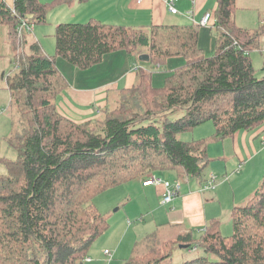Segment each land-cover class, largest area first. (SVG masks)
<instances>
[{
  "label": "trees",
  "instance_id": "obj_1",
  "mask_svg": "<svg viewBox=\"0 0 264 264\" xmlns=\"http://www.w3.org/2000/svg\"><path fill=\"white\" fill-rule=\"evenodd\" d=\"M55 3L0 0V60L5 39L16 66L6 78L15 118L7 142L17 153L15 160L0 158L7 170L0 175V264H82L110 229L94 204L98 194L165 172L205 184L207 141L264 125V77H256L250 58L264 48V19L253 30L239 27L238 0H217L211 57L199 46L200 25L136 29L97 19L57 25L56 56L49 57L34 31L20 35L19 28L26 19L47 26ZM120 50L137 59L148 54L158 67L177 57L185 65L163 87L138 68L134 86L118 91L95 119L77 123L62 115L57 101L68 84L57 59L84 70ZM209 121L215 126L210 139L178 137ZM232 223L230 237L219 220L200 238L189 232L167 239L158 229L136 243L125 264H169L181 245L202 251L183 264H264V181L247 204L233 209Z\"/></svg>",
  "mask_w": 264,
  "mask_h": 264
},
{
  "label": "crops",
  "instance_id": "obj_2",
  "mask_svg": "<svg viewBox=\"0 0 264 264\" xmlns=\"http://www.w3.org/2000/svg\"><path fill=\"white\" fill-rule=\"evenodd\" d=\"M39 1L44 4L57 2L48 13L47 26H36L33 33L49 57L56 56L53 34L56 26L62 23H86L91 19H97L106 24L136 29L163 24L199 25L202 17L209 11L208 0H180L176 3V8L182 16L169 12L167 0H144L142 3H139V0ZM7 2L13 5L14 0ZM216 7L217 3L215 9ZM190 13L194 14L195 21L191 19ZM210 27L212 30V25ZM138 60L127 51L120 50L106 55L101 63L83 70L58 58L57 66L66 78L68 86L58 97L57 109L62 115L77 123L99 117L101 110L115 99L118 91L134 86L138 68L148 70L141 66L142 62ZM179 60L178 64L183 63L181 65L183 67L185 59ZM155 84L159 85V81L156 80ZM214 133L215 131L207 139ZM210 142L218 144L212 147V161L216 162L205 170L206 180L211 175L217 177L213 190H203L204 184L200 181L188 179L184 181L182 192L174 201L169 205H163L166 190L164 185H145V178L131 182L133 186L131 188L138 200L136 209H139L133 217L137 221H143L142 224L137 226L136 234L131 235L134 221L128 220L126 225L125 219L123 220L121 239L116 245L110 246L114 249L110 263L105 254L110 248L103 246L101 249H104V252L100 255L97 254V249H91L88 258L82 264H113L116 257H123L120 252L127 254L132 245L135 247L138 241L158 229L162 231V237L167 239L189 232L200 238L205 228L214 220L221 222V229L225 221L232 223L233 209L247 204L264 181V125L250 131H240L223 141ZM210 151L209 147L208 155ZM217 163H221L222 166L216 167ZM221 176L224 179L218 182ZM141 227H145L144 230H140ZM144 233L147 234L138 240Z\"/></svg>",
  "mask_w": 264,
  "mask_h": 264
},
{
  "label": "rangeland",
  "instance_id": "obj_3",
  "mask_svg": "<svg viewBox=\"0 0 264 264\" xmlns=\"http://www.w3.org/2000/svg\"><path fill=\"white\" fill-rule=\"evenodd\" d=\"M217 0H208V12L214 13V9L216 6ZM238 7L235 14L236 24L241 28L246 29H256L259 26L261 19H264V0H238ZM211 27H201L200 28V39L199 46L202 47V51L204 52L206 57H211L215 55L216 47H217V38L214 30L210 29ZM4 28L2 31L4 32ZM203 31V32H202ZM5 39L2 41V49L1 54L3 58L0 60V158H8V159H17V153L10 148L8 145L7 139L10 137L15 124V118L12 114V109H9L11 104V95L7 90L6 82L7 76L15 71L16 66L11 60V51L6 43ZM23 52L26 51L24 48ZM250 58L253 62V66L255 69L256 77L263 78L264 77V48L260 50H254L250 52ZM183 58H171L167 61V63L163 67H158L154 63H140L141 66L146 67L148 71H151L153 85L157 87L165 86V82L169 74L174 72L176 69L181 67L183 64H178L177 61ZM184 60V59H183ZM185 62V60H184ZM156 80L159 81V85H156ZM184 112H180L176 115L172 116V119H176L182 117ZM215 131V126L212 121L206 122L194 130L186 131L178 135V137L183 141H191L194 139H205L209 138L210 134ZM208 148L210 147V155L211 162L207 166H212L216 161H212V147L217 146L218 144H212V142L207 141ZM214 145V146H212ZM221 145V144H220ZM221 163H217L216 167H221ZM225 166H223L224 168ZM231 172V171H230ZM206 173V171H205ZM7 170L5 166L0 162V175H6ZM149 175V174H148ZM163 177L168 179V181L173 184L178 181V177L174 173L165 172L163 173ZM224 177L221 176L220 180H223ZM184 180V179H181ZM132 184L119 185L113 188L108 189L107 191L100 193L94 199V204L97 206L99 211L109 217L110 221V229L108 232L103 234L92 246V249H97V254H101L104 252V249H101L103 246H108L110 248L108 250L113 251L114 249L110 247L111 245H116L121 237L120 232L123 230L122 222L125 219V223L127 225L128 220L134 221L133 223V232L131 235L136 234L137 226L142 224L143 221H137L133 217L134 213L139 209L137 207L138 200H136L135 192L133 191ZM145 227H141L140 230H144ZM155 230V229H154ZM222 234L224 236H232L233 234V223H228L225 221L223 223V228L221 229ZM153 232V231H151ZM150 232V233H151ZM147 234V233H146ZM140 235L139 239H142L145 235ZM164 240V239H162ZM134 245L130 248L127 254L124 252H120L123 257H116L113 260V264H125L126 261L129 260ZM122 251V250H121ZM114 252V251H113ZM119 254V255H120ZM202 254V251L199 253H192L190 249H180L178 248L174 254L172 261H169V264H183L186 259L195 258ZM115 256V254H114ZM124 258V259H123Z\"/></svg>",
  "mask_w": 264,
  "mask_h": 264
},
{
  "label": "built area",
  "instance_id": "obj_4",
  "mask_svg": "<svg viewBox=\"0 0 264 264\" xmlns=\"http://www.w3.org/2000/svg\"><path fill=\"white\" fill-rule=\"evenodd\" d=\"M144 0H139V3H142ZM180 0H167V6L168 10L173 15H181L182 13L176 8V3ZM190 17L192 20H194V14L190 13ZM195 21V20H194ZM214 22V15L211 12L206 13L199 25L201 27H210ZM35 29V26L31 24L27 19L23 21L22 26L19 28V34L25 35L32 33ZM189 178H186L185 180H188ZM184 180V181H185ZM216 180L217 177L215 175H211L209 179L206 181V183L203 186V190H213L216 187ZM184 181L178 180L171 184L167 179L163 177H159L156 175H149L144 181L145 185H164L165 186V194L163 197L162 204L163 205H169L171 204L174 199L182 192ZM195 250V249H194ZM105 254L108 256V262L113 258V252L111 250H106ZM87 261H91V259H87Z\"/></svg>",
  "mask_w": 264,
  "mask_h": 264
},
{
  "label": "water",
  "instance_id": "obj_5",
  "mask_svg": "<svg viewBox=\"0 0 264 264\" xmlns=\"http://www.w3.org/2000/svg\"><path fill=\"white\" fill-rule=\"evenodd\" d=\"M139 61L142 63H150L151 58L148 54H142L139 56ZM180 248L185 249V248H188V246L187 245H181Z\"/></svg>",
  "mask_w": 264,
  "mask_h": 264
}]
</instances>
